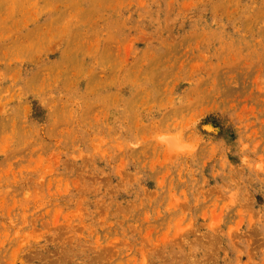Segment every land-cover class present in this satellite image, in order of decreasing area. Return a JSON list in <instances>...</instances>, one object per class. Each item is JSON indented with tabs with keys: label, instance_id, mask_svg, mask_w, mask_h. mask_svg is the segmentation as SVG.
<instances>
[{
	"label": "rangeland",
	"instance_id": "374dc122",
	"mask_svg": "<svg viewBox=\"0 0 264 264\" xmlns=\"http://www.w3.org/2000/svg\"><path fill=\"white\" fill-rule=\"evenodd\" d=\"M0 264H264V0H0Z\"/></svg>",
	"mask_w": 264,
	"mask_h": 264
}]
</instances>
